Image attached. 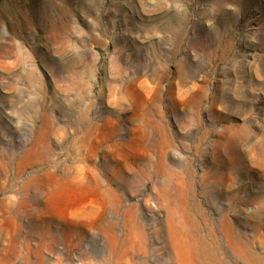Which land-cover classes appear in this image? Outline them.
Segmentation results:
<instances>
[{"label": "rangeland", "instance_id": "obj_1", "mask_svg": "<svg viewBox=\"0 0 264 264\" xmlns=\"http://www.w3.org/2000/svg\"><path fill=\"white\" fill-rule=\"evenodd\" d=\"M0 264H264V0H0Z\"/></svg>", "mask_w": 264, "mask_h": 264}, {"label": "bare ground", "instance_id": "obj_2", "mask_svg": "<svg viewBox=\"0 0 264 264\" xmlns=\"http://www.w3.org/2000/svg\"><path fill=\"white\" fill-rule=\"evenodd\" d=\"M82 174H83V173H82V172H80V171H79V172H77V176H78V175H82ZM82 180H83V179H82Z\"/></svg>", "mask_w": 264, "mask_h": 264}]
</instances>
